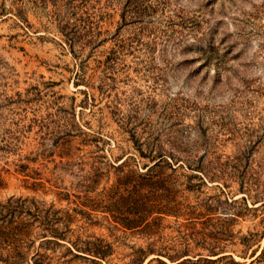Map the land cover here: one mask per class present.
<instances>
[{
  "label": "rangeland",
  "instance_id": "rangeland-1",
  "mask_svg": "<svg viewBox=\"0 0 264 264\" xmlns=\"http://www.w3.org/2000/svg\"><path fill=\"white\" fill-rule=\"evenodd\" d=\"M158 154L177 216L125 226L109 210L133 212L127 180ZM11 197L57 228L36 221L20 264H264V0H0ZM225 227L233 262L210 261ZM97 238L104 259L83 249Z\"/></svg>",
  "mask_w": 264,
  "mask_h": 264
},
{
  "label": "trees",
  "instance_id": "trees-1",
  "mask_svg": "<svg viewBox=\"0 0 264 264\" xmlns=\"http://www.w3.org/2000/svg\"><path fill=\"white\" fill-rule=\"evenodd\" d=\"M157 157H160V159L157 160L154 163V166H151L148 171L133 175L132 180H127V183L132 186V193L136 197V200H134L133 203V212L129 215L121 214L122 216L118 217L119 212L115 209L109 210L114 213L113 217L118 219L116 221L123 223L125 226H135V224H139L145 218L154 213L177 216L178 209L175 210L172 208L173 205L170 206L172 199H162L159 197L162 195L160 193L162 190L161 187H163V184L166 183L167 178L163 172H156L154 170L155 166L161 167V164L164 161L162 160V154H158ZM230 213L234 218L235 216H241L242 212L234 208V212ZM36 221L45 225L46 228L44 229L46 232L47 229H49L51 234H57V228H54L49 224V222L45 223V221L48 220L46 218H42V216L36 213V211H32L31 206L25 203V199L11 197L4 202L0 201V264L21 263L23 253L22 249L25 243L27 244L28 241L32 240L31 237L36 227ZM227 232H229L227 227L221 229V234L217 237L214 246L218 249V251L213 252L215 250H212L213 254L222 255L210 261L218 262L229 258L230 260L226 262H233V258L230 254H223V249L226 247L225 241L229 239V234ZM254 235V232H251L248 236H243L242 241L248 243L249 238ZM188 247L189 246H185L184 248L174 249L172 253H169L164 249L149 250V252L156 251L157 255L165 256L169 261L175 262L183 256L188 255ZM83 249L97 258L104 259L110 254L111 246L109 243L97 238L85 243ZM255 253L256 251H253L252 256H254ZM154 259L156 264H169L159 256ZM204 259L207 260L208 258ZM255 260H264V247L261 249ZM150 263L151 260L147 264ZM134 264H141V261L135 262ZM175 264H197V259L192 260L190 258H183Z\"/></svg>",
  "mask_w": 264,
  "mask_h": 264
}]
</instances>
